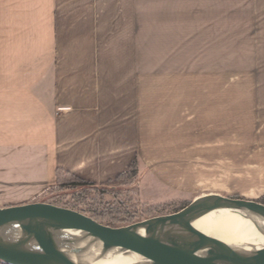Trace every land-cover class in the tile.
Here are the masks:
<instances>
[{"label":"crops","instance_id":"crops-1","mask_svg":"<svg viewBox=\"0 0 264 264\" xmlns=\"http://www.w3.org/2000/svg\"><path fill=\"white\" fill-rule=\"evenodd\" d=\"M227 143H264V0H0V208Z\"/></svg>","mask_w":264,"mask_h":264},{"label":"water","instance_id":"water-1","mask_svg":"<svg viewBox=\"0 0 264 264\" xmlns=\"http://www.w3.org/2000/svg\"><path fill=\"white\" fill-rule=\"evenodd\" d=\"M216 211L239 214L264 236V204L219 194L196 197L174 214L117 228L68 208L33 202L0 208V261L96 264L120 255L132 264H264V243L245 246L193 227Z\"/></svg>","mask_w":264,"mask_h":264},{"label":"rangeland","instance_id":"rangeland-1","mask_svg":"<svg viewBox=\"0 0 264 264\" xmlns=\"http://www.w3.org/2000/svg\"><path fill=\"white\" fill-rule=\"evenodd\" d=\"M148 66L152 69V63ZM137 166L133 183L77 191H57L53 185L29 203L43 202L59 207L79 204L83 209L99 212L117 208L123 213L119 217L125 216L128 220L127 225L174 214L205 194L264 204V143H227L225 157L220 160H146L142 168L137 160Z\"/></svg>","mask_w":264,"mask_h":264},{"label":"bare ground","instance_id":"bare-ground-1","mask_svg":"<svg viewBox=\"0 0 264 264\" xmlns=\"http://www.w3.org/2000/svg\"><path fill=\"white\" fill-rule=\"evenodd\" d=\"M193 227L208 236L238 242L245 246H259L264 243V236L257 231L255 225L237 213L216 211L195 222ZM96 264H132L120 255L101 259Z\"/></svg>","mask_w":264,"mask_h":264},{"label":"trees","instance_id":"trees-1","mask_svg":"<svg viewBox=\"0 0 264 264\" xmlns=\"http://www.w3.org/2000/svg\"><path fill=\"white\" fill-rule=\"evenodd\" d=\"M138 174V166H137V159L135 158L130 166L123 171L122 173L118 174L116 177H114L111 180H108L103 183H94V182H89L85 181L70 172L64 170V169H57L56 171V183L54 185L55 190L57 191H65V190H97L100 187H105V186H121V185H126L128 183H133L136 180ZM38 198V197H37ZM264 201V197H263ZM65 208L80 212L84 215H87L97 221L98 223L117 228L120 224L127 225L129 224L128 220L126 219L125 216L119 217V215L123 214L120 212V210L116 209H108L104 208L101 212H99L96 209H83L80 207L79 204H69L64 206ZM129 218V217H127ZM120 225V226H121ZM0 264H6L0 261Z\"/></svg>","mask_w":264,"mask_h":264}]
</instances>
